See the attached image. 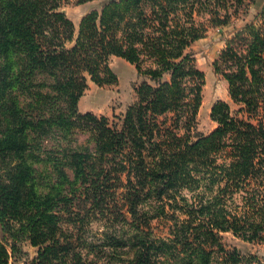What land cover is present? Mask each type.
Here are the masks:
<instances>
[{"label": "trees", "instance_id": "1", "mask_svg": "<svg viewBox=\"0 0 264 264\" xmlns=\"http://www.w3.org/2000/svg\"><path fill=\"white\" fill-rule=\"evenodd\" d=\"M69 1L0 0V264L21 242L32 264H253L221 232L264 243V5L213 62L237 108L216 100L192 139L190 47L247 0H109L75 37ZM112 57L143 77L134 100L116 120L81 113L88 80L117 81Z\"/></svg>", "mask_w": 264, "mask_h": 264}, {"label": "rangeland", "instance_id": "2", "mask_svg": "<svg viewBox=\"0 0 264 264\" xmlns=\"http://www.w3.org/2000/svg\"><path fill=\"white\" fill-rule=\"evenodd\" d=\"M107 1L109 0H87L78 3L77 0H70L63 5L62 12L74 24V37L77 34L82 16L90 10L99 9ZM245 2L231 16L229 25L222 30L209 27L205 36L194 41L190 47V52L196 59L197 67L205 74L202 103L196 116V125L192 131V139L207 134L216 127L217 123L210 115L211 107L216 100L220 99L229 102L232 110L237 108L229 98L228 86L225 79L214 72L213 62L224 48V41L221 39V36L223 35L225 38L231 37L239 26L253 20L254 15L261 10L264 4V0H247ZM72 44L73 42H67L66 46L69 47ZM109 64L116 74L117 81L100 86L88 80L87 88L78 100L77 108L81 113L92 112L97 116L104 115L116 120L114 116L121 115L134 100V87L142 81L143 77L138 75L134 65L120 57H112ZM143 67L145 66L143 65ZM73 137L76 139L74 142L84 143L88 135L82 131H75ZM186 195L189 196L188 193ZM93 226L94 231L100 235L99 233L103 229L102 225L97 227L98 223H96ZM153 226L158 233L164 228L161 221H154ZM221 238L226 248H235L244 256L255 255L257 259L253 260L252 263L256 264V262H259L264 264L263 242L247 241L234 235L231 231L221 232ZM36 253L35 247H32L27 242H21L19 243V251L10 259V264H32ZM99 264L103 263L99 262Z\"/></svg>", "mask_w": 264, "mask_h": 264}, {"label": "crops", "instance_id": "3", "mask_svg": "<svg viewBox=\"0 0 264 264\" xmlns=\"http://www.w3.org/2000/svg\"><path fill=\"white\" fill-rule=\"evenodd\" d=\"M264 5V4H263ZM263 7V6H262Z\"/></svg>", "mask_w": 264, "mask_h": 264}]
</instances>
